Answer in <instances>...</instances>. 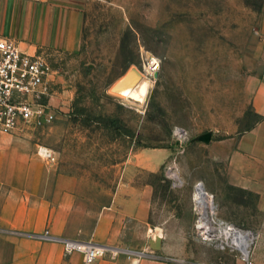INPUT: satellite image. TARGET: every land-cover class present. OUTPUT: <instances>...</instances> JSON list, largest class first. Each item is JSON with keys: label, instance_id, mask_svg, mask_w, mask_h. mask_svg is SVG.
<instances>
[{"label": "rangeland", "instance_id": "obj_1", "mask_svg": "<svg viewBox=\"0 0 264 264\" xmlns=\"http://www.w3.org/2000/svg\"><path fill=\"white\" fill-rule=\"evenodd\" d=\"M60 1L83 15L81 47L39 51L53 70L47 102L56 116L51 125L20 134L38 152L53 154L55 162L41 157L75 182L87 212L109 201L131 157L166 153L158 172L141 174L154 187L151 229L163 237L161 251H150L169 264H249L217 234L230 227L256 237L262 225L248 221L249 195L223 182L227 166L213 147L238 142L258 121L251 83L259 71L264 0H0V38L19 42L7 34L12 21L1 19L2 12ZM145 54L160 60L157 79L147 73ZM146 80L142 107L119 97ZM108 120L119 129L105 126ZM201 186L217 192L206 193L217 228L210 237L199 228L194 201ZM255 240L250 260L258 264Z\"/></svg>", "mask_w": 264, "mask_h": 264}, {"label": "crops", "instance_id": "obj_2", "mask_svg": "<svg viewBox=\"0 0 264 264\" xmlns=\"http://www.w3.org/2000/svg\"><path fill=\"white\" fill-rule=\"evenodd\" d=\"M257 56L259 71L251 83V109L258 121L238 142L215 144L217 160L227 166L223 182L249 195V223L261 224L253 257L264 253V6L261 8ZM12 21L8 35L19 39L21 51H79L83 15L62 1L53 5L27 2L20 10L2 12ZM30 137L0 133V264H83L82 255H64L63 246L48 238L82 241L111 250L140 252L139 264H169L149 249L154 187L142 173H156L168 155L139 153L129 159L122 178L100 211L84 210L75 182L41 157ZM224 144V145H223ZM205 192L216 193L212 189ZM214 194V196L216 195ZM222 194V191H220ZM253 240V242H254ZM255 240V241H256ZM253 244V243H252ZM127 253L94 264H129Z\"/></svg>", "mask_w": 264, "mask_h": 264}, {"label": "built area", "instance_id": "obj_3", "mask_svg": "<svg viewBox=\"0 0 264 264\" xmlns=\"http://www.w3.org/2000/svg\"><path fill=\"white\" fill-rule=\"evenodd\" d=\"M160 60L145 54V67L153 73L160 70ZM53 70L47 59L41 54L30 55L19 48L10 39L0 38V133L16 134L44 128L55 120V111L48 101L50 97L51 76ZM40 155L50 162L55 157L50 152ZM48 238L63 246L66 257L79 253L83 264H94L99 260H116L119 251L103 246L91 245L82 241ZM129 264H139L142 257L125 254ZM249 264H254L249 258Z\"/></svg>", "mask_w": 264, "mask_h": 264}, {"label": "bare ground", "instance_id": "obj_4", "mask_svg": "<svg viewBox=\"0 0 264 264\" xmlns=\"http://www.w3.org/2000/svg\"><path fill=\"white\" fill-rule=\"evenodd\" d=\"M152 58L154 59V57ZM146 70L150 76H155V73L151 72L152 70L150 69V67L146 66ZM143 88L145 92L143 91L141 93H138L139 91L138 89H143ZM149 90H150V85L149 82L146 80L142 84L140 83L137 84L136 87L131 89L130 92L125 96L121 97L120 95L119 97L131 105L142 107L144 105ZM178 133L181 134V136L185 135V133L182 131H179ZM48 153H50V151L46 149V152L44 154H48ZM172 176L177 179L176 173L173 172ZM194 201L196 207L198 208V210L202 215L199 228L203 231L205 236L210 237L212 235L211 233L217 230L210 216V213L213 210V202L209 199L207 194L205 195L201 191L195 192ZM222 233L223 234L221 235L219 233L217 234L218 238L224 239L226 241L229 240L227 243H230L235 249L240 251L244 258H250L251 246L254 240L253 234L243 233L230 227L223 229Z\"/></svg>", "mask_w": 264, "mask_h": 264}, {"label": "water", "instance_id": "obj_5", "mask_svg": "<svg viewBox=\"0 0 264 264\" xmlns=\"http://www.w3.org/2000/svg\"><path fill=\"white\" fill-rule=\"evenodd\" d=\"M132 73L134 75H137V76L139 74L137 69H132ZM158 77H159V73H156L155 79H157ZM210 139H211L210 135H204L202 137V140H204L205 142H210ZM201 189H202L203 193L206 195L205 188L203 186H201ZM162 246H163V237L162 236H157L149 242V248L151 250H153L154 252L161 251ZM119 252L144 257V254L140 253V252H132V251H126V250H119Z\"/></svg>", "mask_w": 264, "mask_h": 264}, {"label": "trees", "instance_id": "obj_6", "mask_svg": "<svg viewBox=\"0 0 264 264\" xmlns=\"http://www.w3.org/2000/svg\"><path fill=\"white\" fill-rule=\"evenodd\" d=\"M103 124L105 126H107V127H111V128H114V129H119L117 123L115 121H112V120H110V121L109 120L108 121H103ZM124 133H125V135L130 136L129 135L130 133L128 131H125Z\"/></svg>", "mask_w": 264, "mask_h": 264}]
</instances>
